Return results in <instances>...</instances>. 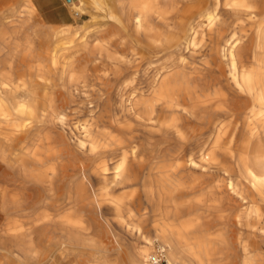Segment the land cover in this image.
<instances>
[{"label":"rangeland","instance_id":"1","mask_svg":"<svg viewBox=\"0 0 264 264\" xmlns=\"http://www.w3.org/2000/svg\"><path fill=\"white\" fill-rule=\"evenodd\" d=\"M58 1L63 18L51 23L36 0H0V100L10 106L7 116L0 108V264H139L133 252L145 244L141 232L154 240V226L167 216L187 247L207 237L193 264H242L246 257L264 264V196L252 202L246 173L253 149L264 146V123H239L229 149L233 122L225 119L219 134L210 130L207 117L220 104L202 103L224 92L232 102L248 100L234 92L218 37L240 24L247 31L236 45L241 64L264 69V15L219 0L213 24L207 11L190 9L197 14L190 20L183 14L193 0H153L137 28L138 0H107L103 9L85 0L80 14L72 0ZM175 72L192 96L179 105L158 95ZM4 81L11 84L3 96ZM123 147L130 155L124 178L117 176ZM212 149L219 150L216 163L201 157ZM176 163L180 174L167 176Z\"/></svg>","mask_w":264,"mask_h":264},{"label":"bare ground","instance_id":"2","mask_svg":"<svg viewBox=\"0 0 264 264\" xmlns=\"http://www.w3.org/2000/svg\"><path fill=\"white\" fill-rule=\"evenodd\" d=\"M72 1H73V8L75 9V11L78 14L83 13L84 9L87 6L85 0H80V2H77L75 0H72ZM106 1L107 0H92L94 6L100 8V9L104 8L103 4ZM111 1L113 2L111 5H115V4H117V2L120 3V5H121V0H111ZM152 1L153 0H138L134 4V7L137 9V11L134 12L133 23L137 28H143L144 27L143 26L144 22L147 19L148 13L150 12V10L152 9L153 4H154V3H152ZM185 1H190V0H185ZM263 1L264 0H262V2ZM87 2H89V1H87ZM193 2L195 3V5L194 6L193 5L188 6L186 10H183V14H185L187 16L188 15L187 13L189 12L190 9H194V11H196V12H192V13H198V15H202V13L204 15V12L207 11L206 15H208V20L213 24H216L218 22V20H219V14L218 13L219 12L217 11V6L219 5V0H193ZM190 4H191V2H190ZM211 7H213V8L211 9ZM233 8L237 11H241L243 14L245 13V15L253 14L254 18L260 14L264 15V5L257 7L254 3V0H237L234 3ZM105 11H106V9H105ZM192 13H191V15H188L189 20L192 19V17L195 15L194 14L192 16ZM109 15L114 17L120 23V25H122V23H123L122 19L119 16H117L116 14H114V12L112 10H110ZM125 23H127V21ZM260 30H261V33H260L261 38L260 39H261L262 44L264 46V25H263V29H260ZM245 34H247V31H244V33H242V31H240V24H238V23L233 24L229 30L223 31L219 34V37H218L219 38V41H218L219 51L218 52H219V54L222 50L225 53L227 52L228 60L230 63L229 71L231 72L232 79L235 83V88H236L234 90V92H236V93L246 92L248 100H246L245 102H243V101L242 102H240V101L232 102L231 96L227 92H224V93L217 94L216 96L206 97L202 101L203 105H205L206 107L213 106L216 103L220 104V107L218 109H216L213 113L209 114L207 117V120H208L207 125H208V128L210 130L215 131L219 134V132L223 126L222 124H223L225 119L229 118L233 122V126L231 124L232 131H231L229 137L227 138V142H226V145H227L226 147H228L229 149H232V147H234V141L236 139L235 138V131L237 130L238 125H240L239 123H241V124L244 123V124H248V125L260 123V122L264 123V72H263L264 69H263V67H260L261 70L250 69V67L246 66L245 64H241L240 59L238 58L237 53H236V49H237L236 45H237L238 41H240L242 36H245ZM195 38H196L195 36H191L190 42L195 43ZM239 44H241V43H239ZM2 78H4V77H2ZM162 81H163L162 86H161V89L158 93V95L160 96L159 98L161 100L165 98V100L175 102L176 104L178 103V105H179L181 103V101H183L185 99H189V98L191 99L192 98V96L190 95L191 94L190 93V86L188 84L186 85V81L184 80V78L180 72L171 73L170 75L166 76L165 79ZM219 82H217V85L219 84ZM9 84H11V81L10 82L9 81L3 82V86H2L3 89L1 91L2 94L4 93L3 96L7 94V92H8L7 89H9ZM209 84H210V82H209ZM210 85H212V84H210ZM214 85H215V82H214ZM231 88L233 89V87H231ZM11 90H10V92H11ZM29 94H32V93H29ZM24 95H26V94H24ZM239 95H241V94H239ZM10 96H12V94H10ZM35 98H37V97H35ZM244 98H246V97L244 96ZM16 99H18V98H16ZM16 99L13 100L14 103H15ZM11 101H12V99H11ZM31 101H29V102H31ZM16 102L18 103V101H16ZM30 104L31 103H29V105ZM8 107H10L8 100H7V98L3 97L0 100V108H1V111L3 110V112L5 113V116L8 115L6 113L8 111V110H6ZM172 111H174V110H172ZM157 116L158 115H156V117ZM254 127L255 126L251 127V129H254ZM112 140L116 141L113 138H112ZM95 145H97V143ZM98 146H99V143H98ZM95 147L93 146V148H95ZM216 150L217 149H212L210 151L208 150L209 152H207V151L204 152L201 155V157L203 156L202 157L203 160L209 161V162L218 161L219 150H217L218 152ZM133 154H134V151L132 152V155ZM129 157H130V155H128V149L124 148L123 149V157L121 158L120 163L117 165V168H118L117 176L123 177L125 174L128 173V171L130 169L129 165H128ZM248 160H249L250 166L248 165L246 173L248 175V178H250L249 187H250L251 192L253 191V193H254V196L252 197V202L254 203L258 199L259 195L264 196V146L262 147V149L256 150L254 148L252 156ZM189 161L191 164H194V165L196 164V161L193 158L189 159ZM182 167H183L182 164L176 163L175 165H171L169 169H166L165 172H166L167 176H169L168 172L170 173V175L180 174V170L182 169ZM239 168H242V167H239ZM242 171H244V170H242ZM244 175H245V173H244ZM228 177H230V176H228ZM128 179H129V177L127 178V180ZM173 183L174 182L172 180H170V181L168 180L169 185H172ZM228 185L230 186V189L233 192H236L235 186H234V183L232 182V180L229 181ZM103 189H105L104 190L105 194H103V195L109 196L110 191L107 190V187H103ZM112 191H113V189H112ZM244 198H245V196H244ZM111 199H114V198H111ZM114 201L116 203L115 208L117 210H119L121 208V201H119V200H114ZM252 213H253V210H252ZM248 214L246 213L245 216L248 217ZM182 224H185L186 227L190 226L188 224V222H186V223L180 222V225H182ZM138 229H139V227H138ZM152 231H153V235L155 236V239L153 240L152 237L149 236V234L141 232L142 240H143V243H145V244L141 245L139 248H137L133 252V257L138 260L139 264H149L148 263V255H149L148 249L153 248L156 241L158 242L159 245H162L166 248L167 259L171 262H174V263L176 262L179 264H193L196 261L197 262L200 261V259H199L200 258L199 257L200 251H202L203 253L206 252L207 248H205L206 246L203 245V242L206 241V239H207L206 236H203V239L201 236L195 237L198 239V241L200 243H202V244H199L198 247H192V248L187 247V245H185L183 243L185 234L182 233V231L178 228V224H176L175 222L170 220L168 216L163 221H160L159 223H157L154 226V229ZM73 241L75 242L76 239H74V240L72 239L66 243L74 244ZM62 243H65V242L63 241ZM184 248H186L189 251V254H188V252L185 251L186 249H184ZM190 254L194 257L193 258L190 257L189 256ZM242 264H250L248 262L247 257L244 259Z\"/></svg>","mask_w":264,"mask_h":264},{"label":"crops","instance_id":"3","mask_svg":"<svg viewBox=\"0 0 264 264\" xmlns=\"http://www.w3.org/2000/svg\"><path fill=\"white\" fill-rule=\"evenodd\" d=\"M36 5L43 11V14L48 18L51 23H58L59 19L63 18V3L58 0H36ZM60 10V18H58ZM57 17V19H56Z\"/></svg>","mask_w":264,"mask_h":264},{"label":"built area","instance_id":"4","mask_svg":"<svg viewBox=\"0 0 264 264\" xmlns=\"http://www.w3.org/2000/svg\"><path fill=\"white\" fill-rule=\"evenodd\" d=\"M149 264H177L167 259L166 248L156 244L153 250L148 255Z\"/></svg>","mask_w":264,"mask_h":264},{"label":"water","instance_id":"5","mask_svg":"<svg viewBox=\"0 0 264 264\" xmlns=\"http://www.w3.org/2000/svg\"><path fill=\"white\" fill-rule=\"evenodd\" d=\"M67 1H71V0H67Z\"/></svg>","mask_w":264,"mask_h":264}]
</instances>
